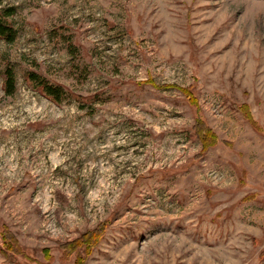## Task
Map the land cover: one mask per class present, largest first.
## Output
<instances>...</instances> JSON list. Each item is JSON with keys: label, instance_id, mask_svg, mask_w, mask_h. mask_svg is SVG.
Listing matches in <instances>:
<instances>
[{"label": "rangeland", "instance_id": "374dc122", "mask_svg": "<svg viewBox=\"0 0 264 264\" xmlns=\"http://www.w3.org/2000/svg\"><path fill=\"white\" fill-rule=\"evenodd\" d=\"M8 8L0 264H264V0H0ZM196 126L216 143L204 148ZM100 224L90 253L65 254Z\"/></svg>", "mask_w": 264, "mask_h": 264}, {"label": "trees", "instance_id": "16d2710c", "mask_svg": "<svg viewBox=\"0 0 264 264\" xmlns=\"http://www.w3.org/2000/svg\"><path fill=\"white\" fill-rule=\"evenodd\" d=\"M14 14V9H3L0 10V38L5 39L8 42H13L17 37V30L14 25L9 21V17ZM5 74V93L7 95H13L16 91L17 86V76L14 68L7 67L4 71ZM29 80L32 84L43 91L47 96L51 97L57 102L63 100L66 94V90L62 85L52 84L48 79H46L41 74L35 71H29L27 73ZM188 91V90H185ZM190 94V97H193V94L190 91L187 92ZM195 100V98H194ZM194 102V101H193ZM245 116L252 120L250 113L245 110ZM197 133L204 145V148L209 147L216 143V135L211 132V130L205 126H196ZM105 234V224H100L93 230H89L83 233L77 239L67 242L63 245L65 254L67 256L71 255L78 248L85 246L87 252L90 253L92 249L97 246ZM2 239L4 243V249L7 252H16L15 248L17 247V241L14 235L9 231L8 228H4L2 231ZM6 252V253H7ZM83 258L78 257L75 264H82Z\"/></svg>", "mask_w": 264, "mask_h": 264}]
</instances>
